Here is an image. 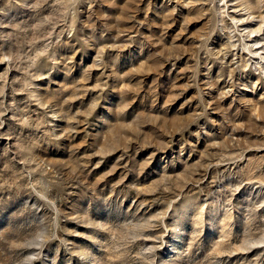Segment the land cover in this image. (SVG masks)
<instances>
[{
  "label": "rangeland",
  "instance_id": "374dc122",
  "mask_svg": "<svg viewBox=\"0 0 264 264\" xmlns=\"http://www.w3.org/2000/svg\"><path fill=\"white\" fill-rule=\"evenodd\" d=\"M0 264H264V0H0Z\"/></svg>",
  "mask_w": 264,
  "mask_h": 264
}]
</instances>
